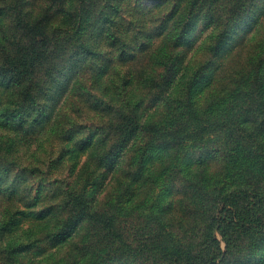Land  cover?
Returning a JSON list of instances; mask_svg holds the SVG:
<instances>
[{
    "label": "rangeland",
    "instance_id": "1",
    "mask_svg": "<svg viewBox=\"0 0 264 264\" xmlns=\"http://www.w3.org/2000/svg\"><path fill=\"white\" fill-rule=\"evenodd\" d=\"M255 3L249 16L216 28L205 17L207 5L193 10L192 0H0V48L14 44L19 18L41 21L52 49L59 50L55 67L65 70L45 86L48 95L37 109L30 107L37 90L25 97L22 122L12 112L0 114V264H25L29 257L35 258L29 264H122L126 243L144 245L143 256L129 264H169V248L196 246L207 231L221 250L218 259L219 252L211 251L215 264L233 263L238 256L244 264H264V232L237 239L241 222H231L249 219L236 212L249 206L247 200H219L234 190L264 198V162L258 166L253 156V168L238 163L242 143L255 150L239 128H250L256 149H264V22L254 21L264 0ZM224 30L228 41L219 52ZM184 76V93L192 90L191 96L183 94L176 108L166 86ZM161 85L165 90L159 93ZM120 98L131 107L138 102L143 121L182 127L188 135L167 149L138 137V149L134 144L110 169L116 133L92 151L77 147L87 133L83 126L108 131L113 112H105V104ZM44 100L47 118L46 110L40 113ZM235 151L238 157L228 165ZM188 181L199 182L197 193L186 195L197 188ZM70 190L86 196L92 210L116 214V238L101 237L89 226L70 243L47 249L34 241L42 228L26 235L29 218L19 214L26 202L38 197L37 208L59 204ZM224 209L230 218L222 216ZM52 218L68 219L60 213ZM34 244L45 251L35 253ZM232 244L243 247L227 255ZM148 248L155 249L150 259Z\"/></svg>",
    "mask_w": 264,
    "mask_h": 264
},
{
    "label": "trees",
    "instance_id": "2",
    "mask_svg": "<svg viewBox=\"0 0 264 264\" xmlns=\"http://www.w3.org/2000/svg\"><path fill=\"white\" fill-rule=\"evenodd\" d=\"M256 1V0H255ZM249 2V0H192L193 10L196 8L207 5L206 9V18L209 21H212L214 26L218 28L223 21L228 22V26H232L234 23L240 20V18L247 17L251 14L252 9L254 10L258 3ZM204 2V3H202ZM258 16H254V21L260 23L264 22V3L261 9L258 12ZM17 37L15 38L14 44L7 50L6 45H3L0 48V114L3 112H12L14 116L20 121H23V109L27 108L21 107L22 101L30 97L32 90L36 89L34 97V103L30 107H38L37 104H41L42 97H47L48 91L45 94V86L48 83L57 79V75L63 73L64 68H56L54 61L56 55H59V50L52 49L54 46L50 43V33L45 29L43 23L35 22L30 23L27 20L19 18V24H17ZM189 25L186 28V37L189 33ZM224 35H218V47L217 50L220 52L225 49V45L228 41L226 38L227 31L224 30ZM51 37H54V34L51 33ZM185 37V42L188 41ZM13 43V41L11 42ZM10 43V44H11ZM195 41L193 42V44ZM220 43V46H219ZM181 44V43H179ZM191 43V45H193ZM51 51L55 54H51ZM172 82L171 87H167L170 90L168 93L175 98L172 100L176 104V108H181L182 95L191 96V91L184 93V83L186 82V76L181 77ZM165 85V84H164ZM161 85L160 92L165 90V86ZM169 85V84H168ZM63 92V89H62ZM168 95V96H169ZM167 96V97H168ZM125 98V97H124ZM120 98L118 103L116 101L115 105L111 101L106 102V107H104L105 112H113V116L109 121V129L106 131L103 128V131L99 130L100 125H90L83 126L87 130L85 137L81 140L82 143L77 147L78 150H94L98 145H106L113 137V134L116 133L117 145H115L116 156L111 162L110 169H115L117 165L122 161V157L126 152L131 151L133 145L136 143L134 139L138 137H147L154 139L157 143L161 144V147L167 149L169 146L181 145L180 143L184 141L185 137L188 135L182 127L174 128L172 126H166L163 123L151 124L142 120V116L137 112V103L134 106L128 105V102L124 104L125 99ZM186 98V97H185ZM123 99V100H122ZM117 100V99H116ZM122 100V101H121ZM121 101V102H120ZM46 100L42 103V109L40 108V113L47 118V109L45 113L43 108H46ZM41 106V105H40ZM179 106V107H178ZM19 110V111H17ZM23 110V111H22ZM22 111V112H21ZM44 113V114H43ZM264 114V113H263ZM43 117V118H44ZM29 119H27L28 121ZM25 121V122H27ZM92 127V128H90ZM225 130V126L223 127ZM238 132L244 134L245 139H251L255 145V150H253L251 145L242 143L244 148L239 151H235L227 158V163L230 165V161H234L237 152L240 153L238 157V163L242 164L244 167L253 168L254 157H256L257 165L261 166L264 162V149H256V145L260 148L258 141L252 138L253 133L250 128H239ZM155 150H153L154 154ZM259 154V155H258ZM112 154H108L106 158H112ZM103 157V156H102ZM105 158V156L103 157ZM191 174H197L195 170ZM190 184H196L197 188L192 192L187 191L188 194H195L198 192V181H188ZM71 190L68 191L64 201L59 204H48L42 208H37L38 206V197L31 201L26 202L27 210L25 212H20L24 217H28L29 221L27 223V234L31 235L32 231L42 228L40 231H37L34 238L35 244L37 242H42L47 245L48 248H54L58 246H63L71 242V236L77 237L82 233V229L89 227V229H94L97 235L101 237L116 238L117 233L115 231L117 227L116 214L112 211L106 212L103 210H92L86 196L80 194H71ZM251 193L243 191H231L227 195H222L219 197L225 204H234L237 202V198L244 196L247 200L249 206L237 207L236 212L244 211L249 217L246 219H238L235 217L231 219V222L239 224L240 231L236 235L237 239L243 237L245 233H255L264 232V198H255L253 199L250 195ZM198 199V198H197ZM222 216L227 219L229 211L226 209L223 210ZM60 213L63 216H66L68 219L64 223L65 219H62V223L56 221L54 215ZM232 216V215H231ZM76 220V221H73ZM243 221V222H242ZM214 220H210L208 225H212ZM9 224H13L12 220L9 219ZM44 225H48V228L44 230ZM79 225V228L77 229ZM238 227V228H239ZM83 236V234H82ZM112 236V237H111ZM121 244V241H118ZM33 246L35 253L39 254L44 252V245ZM20 245L25 246V244L20 243ZM137 244L130 245L125 244V256L122 261V264H129L130 260L140 254L139 257H142L143 253L140 251L143 250L144 245L141 244L140 247L136 246ZM238 247H243L242 244H232L231 246L226 247L227 255L230 254L232 250H235ZM12 250V249H11ZM210 251L207 254L205 252ZM217 250L219 253L216 256L218 259L221 256V250L217 246L216 240L212 237L211 231L206 232V237L202 242H199L198 245H186L181 248H169V252L166 257L169 258V264H215L214 260L216 258L211 255V251ZM203 251L204 253H200ZM236 251V250H235ZM155 252V249L148 248L146 250V258H151ZM202 254V255H199ZM236 257V256H235ZM8 258L14 260V254H11V251L8 255ZM215 258V259H214ZM244 258V257H243ZM242 256H238V259L235 258V262L229 264H244ZM33 257H29L25 264H29L32 261ZM242 259V260H241ZM247 262V261H246ZM35 263L39 264L38 260H35ZM249 264V263H248Z\"/></svg>",
    "mask_w": 264,
    "mask_h": 264
}]
</instances>
